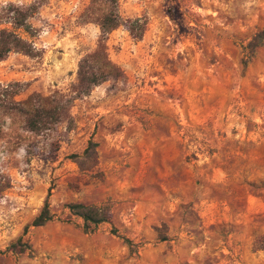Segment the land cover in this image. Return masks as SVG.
Segmentation results:
<instances>
[{
    "label": "rangeland",
    "instance_id": "1",
    "mask_svg": "<svg viewBox=\"0 0 264 264\" xmlns=\"http://www.w3.org/2000/svg\"><path fill=\"white\" fill-rule=\"evenodd\" d=\"M34 2L0 0V30L32 45L0 62V85L67 108L38 135L0 110V264H264V42L243 49L264 29V0H116L103 45L117 76L74 99L100 11L40 0L30 31L13 28L12 8ZM89 141L95 159L79 168L70 156ZM45 200L52 219L29 227ZM68 203L108 206L110 220L83 232ZM17 239L30 253L5 251Z\"/></svg>",
    "mask_w": 264,
    "mask_h": 264
},
{
    "label": "trees",
    "instance_id": "2",
    "mask_svg": "<svg viewBox=\"0 0 264 264\" xmlns=\"http://www.w3.org/2000/svg\"><path fill=\"white\" fill-rule=\"evenodd\" d=\"M40 0H35L33 4L23 9L12 8L11 25L13 28H22L25 32L30 31L26 24V19L35 12L40 6ZM91 9L100 11L97 22L99 32L98 43L91 52L82 56L76 68V81L72 86V99L85 96L91 88L106 81L108 78L117 76V69L111 64L105 54L103 45L104 38L107 34L117 28L121 21L116 11V0H89ZM139 19L127 21V31L134 37L141 36V24ZM143 26V25H142ZM264 42V29L254 33L249 42L244 46L247 57H250L254 50ZM32 45L26 40L19 37L12 31L0 30V62L5 59L11 51L21 52L23 54L31 53ZM246 62V61H245ZM244 62V63H245ZM18 83H8L0 85V110L17 111L24 120L25 129L35 135L48 132L54 129L62 120L64 111L67 108L66 101L56 100L54 98H27L25 101H15L13 97L19 93ZM95 143L89 141L86 148L79 155H72L70 158L80 168L84 162L92 163L95 159ZM7 183L0 184V193L7 188ZM71 216L80 219L83 232H92L99 224L108 223L111 217L108 206L84 205L81 203H68L64 206ZM52 215L49 212L48 203L45 200L37 215L32 219L29 227H39L49 222ZM110 233L124 243L131 251L136 244L127 238L117 235V231L110 230ZM159 240H166V236L159 233ZM6 252L12 254L30 253V247L21 239L10 243ZM2 252H0L1 254Z\"/></svg>",
    "mask_w": 264,
    "mask_h": 264
}]
</instances>
